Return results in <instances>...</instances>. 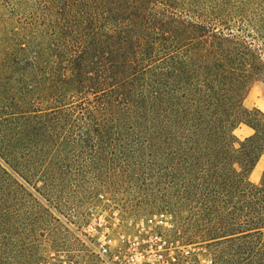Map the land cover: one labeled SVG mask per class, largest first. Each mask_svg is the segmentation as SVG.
<instances>
[{
	"label": "rangeland",
	"instance_id": "obj_1",
	"mask_svg": "<svg viewBox=\"0 0 264 264\" xmlns=\"http://www.w3.org/2000/svg\"><path fill=\"white\" fill-rule=\"evenodd\" d=\"M263 25L264 0H0V264H87L73 231L106 200L159 236L205 243L218 264H246L218 231L230 209L208 197L212 174L194 166L230 142L181 138L121 81L149 56L162 68L205 55L208 32ZM244 105L264 112V80ZM263 172L264 157L251 182Z\"/></svg>",
	"mask_w": 264,
	"mask_h": 264
},
{
	"label": "trees",
	"instance_id": "obj_2",
	"mask_svg": "<svg viewBox=\"0 0 264 264\" xmlns=\"http://www.w3.org/2000/svg\"><path fill=\"white\" fill-rule=\"evenodd\" d=\"M226 29L228 33L214 30L202 36L200 50L205 55L197 51L194 60L176 56L162 68L155 67L149 56L144 60L149 64L142 77L133 73L121 83L129 86V94L137 85V98L152 108L153 114L157 112L164 123L170 122L181 138L230 142L223 148L210 149L218 151L219 158L197 159L194 166L212 174L208 197L230 209L228 222L218 228L221 238L235 251L248 254L246 264H264V172L259 184L250 180L264 157V112L244 105V94L252 82L264 80V25L240 28L241 35ZM135 64L137 61L131 64L132 69ZM188 64L192 68L184 78L177 67ZM184 79L186 87L182 86ZM99 92L92 88L91 93ZM242 125L253 134L240 141L234 132Z\"/></svg>",
	"mask_w": 264,
	"mask_h": 264
},
{
	"label": "built area",
	"instance_id": "obj_3",
	"mask_svg": "<svg viewBox=\"0 0 264 264\" xmlns=\"http://www.w3.org/2000/svg\"><path fill=\"white\" fill-rule=\"evenodd\" d=\"M109 200L91 203L73 231L87 264H218L205 243L157 235L144 220H125Z\"/></svg>",
	"mask_w": 264,
	"mask_h": 264
},
{
	"label": "crops",
	"instance_id": "obj_4",
	"mask_svg": "<svg viewBox=\"0 0 264 264\" xmlns=\"http://www.w3.org/2000/svg\"><path fill=\"white\" fill-rule=\"evenodd\" d=\"M258 109H259V108H258ZM252 173H253V172H252ZM251 175H252V174H251ZM251 175H250V176H251Z\"/></svg>",
	"mask_w": 264,
	"mask_h": 264
}]
</instances>
